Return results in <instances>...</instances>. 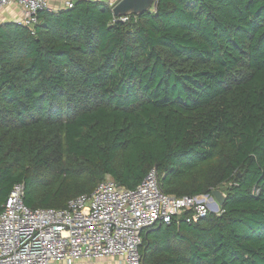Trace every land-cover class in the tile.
Wrapping results in <instances>:
<instances>
[{"label":"trees","instance_id":"1","mask_svg":"<svg viewBox=\"0 0 264 264\" xmlns=\"http://www.w3.org/2000/svg\"><path fill=\"white\" fill-rule=\"evenodd\" d=\"M102 0L0 22V212L64 208L106 177L225 194L218 212L146 228L144 264H264V0Z\"/></svg>","mask_w":264,"mask_h":264},{"label":"built area","instance_id":"2","mask_svg":"<svg viewBox=\"0 0 264 264\" xmlns=\"http://www.w3.org/2000/svg\"><path fill=\"white\" fill-rule=\"evenodd\" d=\"M62 3V8L71 7L73 0ZM11 6L21 12L14 22L29 29L40 10H52L49 0H0V11ZM211 196L167 194L152 168L133 189L106 177L64 208L32 209L24 203L23 184L17 183L0 212V264H86L104 257L119 264H144L139 250L142 232L186 211L188 221L218 212Z\"/></svg>","mask_w":264,"mask_h":264},{"label":"water","instance_id":"3","mask_svg":"<svg viewBox=\"0 0 264 264\" xmlns=\"http://www.w3.org/2000/svg\"><path fill=\"white\" fill-rule=\"evenodd\" d=\"M157 4V0H119L113 7L112 13L116 17H125L129 15H140ZM212 201L213 210L216 211L218 207L222 206L225 200V194L219 190L215 189L212 191V196L210 197Z\"/></svg>","mask_w":264,"mask_h":264},{"label":"crops","instance_id":"4","mask_svg":"<svg viewBox=\"0 0 264 264\" xmlns=\"http://www.w3.org/2000/svg\"><path fill=\"white\" fill-rule=\"evenodd\" d=\"M74 1V0H73ZM50 8L52 10H58L62 8V0H49ZM21 15L20 9L16 6L7 7L0 11V22L14 21Z\"/></svg>","mask_w":264,"mask_h":264},{"label":"rangeland","instance_id":"5","mask_svg":"<svg viewBox=\"0 0 264 264\" xmlns=\"http://www.w3.org/2000/svg\"><path fill=\"white\" fill-rule=\"evenodd\" d=\"M102 1L108 2L113 7L119 0H102ZM86 264H119V262L114 258L104 257L101 259L88 261Z\"/></svg>","mask_w":264,"mask_h":264}]
</instances>
